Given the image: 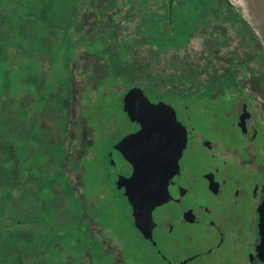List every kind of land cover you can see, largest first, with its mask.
<instances>
[{"label":"rangeland","instance_id":"rangeland-1","mask_svg":"<svg viewBox=\"0 0 264 264\" xmlns=\"http://www.w3.org/2000/svg\"><path fill=\"white\" fill-rule=\"evenodd\" d=\"M251 84L264 88V0H0V264H143L107 161L134 128L123 96L183 118Z\"/></svg>","mask_w":264,"mask_h":264},{"label":"flooded vegetation","instance_id":"flooded-vegetation-1","mask_svg":"<svg viewBox=\"0 0 264 264\" xmlns=\"http://www.w3.org/2000/svg\"><path fill=\"white\" fill-rule=\"evenodd\" d=\"M188 91L198 102L219 97L206 89ZM232 95L244 101L190 104L184 119L179 109L167 104L186 130V144L169 180L166 202L151 211L150 239L135 227L125 190L116 184L134 170L115 146L137 133L140 125L129 121L134 128L111 144L107 161L114 170L113 187L130 208L143 264H264V88L246 85L232 90ZM118 147L130 156L159 159L147 140L124 141ZM157 148L165 155L172 152L165 144ZM114 260L113 264H126L124 255Z\"/></svg>","mask_w":264,"mask_h":264},{"label":"water","instance_id":"water-1","mask_svg":"<svg viewBox=\"0 0 264 264\" xmlns=\"http://www.w3.org/2000/svg\"><path fill=\"white\" fill-rule=\"evenodd\" d=\"M145 102L151 104L152 107L164 108L169 110L170 113L175 114L173 108L163 102L157 104L151 103L144 92L139 88H132L124 95L123 112L130 122L139 124L141 128L137 133L125 137L118 145L122 144L124 141L137 143L147 140L155 147L154 154H156L159 159L157 160L154 157L143 159L139 158L138 154L130 156L125 153L123 148L120 150L118 145L115 146V149L133 165L134 170L130 178L119 177L116 184L118 189L125 190L124 196L127 198L133 210L135 227L142 232L145 238L150 239L153 227L151 211L167 200V186L170 178L177 171V163L186 144V130L176 120L174 125L175 131L164 136L163 139H161L160 133L156 130L145 131L140 122L144 112ZM164 144L172 147L170 155H165L162 149L157 148L159 145L164 146ZM145 174L150 175L149 191L153 193V195L146 202H142L141 197L143 194L138 190L136 179L138 175L143 176ZM134 196L136 197L135 203L133 202ZM137 204L140 205L139 208ZM262 224L260 225L261 233L263 232Z\"/></svg>","mask_w":264,"mask_h":264},{"label":"snow or ice","instance_id":"snow-or-ice-1","mask_svg":"<svg viewBox=\"0 0 264 264\" xmlns=\"http://www.w3.org/2000/svg\"><path fill=\"white\" fill-rule=\"evenodd\" d=\"M175 121L176 116L174 113H170L169 110L164 108L152 107L151 104L145 102L144 112L140 121L145 131L156 130L160 133L161 139H163L164 136L175 131ZM137 131H140V129H137ZM150 179V175L148 174L137 176L136 183L138 190L143 194L141 197L142 202H146L153 195L149 191ZM133 202H136L135 196ZM137 207L139 208L140 205L137 204Z\"/></svg>","mask_w":264,"mask_h":264},{"label":"bare ground","instance_id":"bare-ground-1","mask_svg":"<svg viewBox=\"0 0 264 264\" xmlns=\"http://www.w3.org/2000/svg\"><path fill=\"white\" fill-rule=\"evenodd\" d=\"M203 69V68H202ZM205 71V70H204ZM48 245V244H47ZM41 251V250H40Z\"/></svg>","mask_w":264,"mask_h":264}]
</instances>
